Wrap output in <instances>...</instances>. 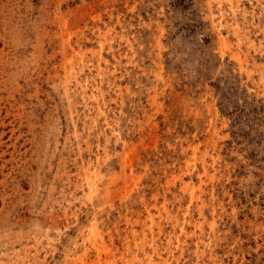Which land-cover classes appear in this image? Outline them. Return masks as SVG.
Returning a JSON list of instances; mask_svg holds the SVG:
<instances>
[{"label":"rangeland","instance_id":"rangeland-1","mask_svg":"<svg viewBox=\"0 0 264 264\" xmlns=\"http://www.w3.org/2000/svg\"><path fill=\"white\" fill-rule=\"evenodd\" d=\"M0 264H264V0H0Z\"/></svg>","mask_w":264,"mask_h":264},{"label":"bare ground","instance_id":"bare-ground-1","mask_svg":"<svg viewBox=\"0 0 264 264\" xmlns=\"http://www.w3.org/2000/svg\"><path fill=\"white\" fill-rule=\"evenodd\" d=\"M182 228H183V227H182ZM142 253H143V252H142ZM146 259H147V258H146ZM79 260H80V259H79ZM79 260H78V261H79ZM139 260H140V259H139Z\"/></svg>","mask_w":264,"mask_h":264}]
</instances>
